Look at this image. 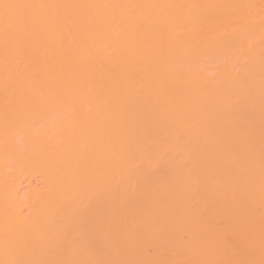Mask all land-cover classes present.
<instances>
[{
    "label": "bare ground",
    "instance_id": "6f19581e",
    "mask_svg": "<svg viewBox=\"0 0 264 264\" xmlns=\"http://www.w3.org/2000/svg\"><path fill=\"white\" fill-rule=\"evenodd\" d=\"M244 195L264 0H0V264H264Z\"/></svg>",
    "mask_w": 264,
    "mask_h": 264
},
{
    "label": "rangeland",
    "instance_id": "374dc122",
    "mask_svg": "<svg viewBox=\"0 0 264 264\" xmlns=\"http://www.w3.org/2000/svg\"><path fill=\"white\" fill-rule=\"evenodd\" d=\"M254 184H255V183H254ZM255 185H256V184H255ZM257 197H258V196H257ZM257 197H256V198H252L250 195L237 196V197L235 198V200H234V203L237 204V206L243 207V208H245V209H247L248 207H250V206H252V205H253V206H254V205L256 206V205L258 204V205L256 206V207L258 208V207L264 205V204H263V203H264V200H262V202H261V199L259 200V198H257ZM260 197H261V196H260ZM263 198H264V197H263ZM232 202H233V201H232ZM253 206H252V207H253ZM237 208H239V207H237ZM258 209H260V208H258ZM248 211H249V210H245V211H241V212H240V211H236V212L232 215V219H231V220H233V221H234V224L237 225V226H240V225H242V224H247V223L251 222L253 219L255 220L254 217L256 216V214H255V216H254V214H253V216H252V213H250V212H248ZM218 212H219V211H218ZM218 212L216 211V213L218 214V216H217V214H215L214 216H212V214H213L214 212L211 213V216H212L211 218H212V219H214V218L216 217L217 219L215 218L214 220H217V221L220 220L218 224H221V222H224V220H225V222H226V220H229V219H230V218L228 217V215L226 216V214H227L228 212L226 213V212L224 211L226 214H222V212H221V214H219L220 212H219V213H218ZM204 214H205V213H204ZM207 214H210V213H207ZM205 215H206V214H205ZM205 215H203V217H204ZM201 216H202V215H201ZM206 216H207V215H206ZM261 216H262V215H261ZM189 217H190V216H189ZM227 217H228V218H227ZM257 217H258V215H257ZM199 218H200V220L203 219V218L200 217V216H199ZM201 218H202V219H201ZM207 218H208V221H209V217H206V220H207ZM211 218H210V219H211ZM223 218H224V219H223ZM222 219H223V220H222ZM203 220H204V219H203ZM203 220H202V222H204ZM260 220H261V217H260ZM263 220H264V219H263ZM263 220H262V221H263ZM210 221H211V220H210ZM256 221H257V220H256ZM215 222H216V221H215ZM253 222H255V221H253ZM253 222H252V223H253ZM258 223H259V222H258ZM263 223H264V222H263ZM222 224H223V223H222ZM260 225H261V224H260ZM260 225H258V227H259ZM190 226H192V225H190ZM190 226H189V227H190ZM185 227H186V226H185ZM190 228H192V227H190ZM193 228H194V227H193ZM174 230H175V229H173V231H174ZM179 230H180V229H179ZM179 230H178V231H179ZM181 230H182V228H181ZM181 230H180V231H181ZM195 230H196V228H194V231H193V230H186V232L183 231V230H182L183 232H176V231H177V230H176V231H174V233L177 235V238H178L179 235H181L184 239H186V238L188 237L187 235L192 234V235H190V236H194V235L197 236V235L200 233V232L197 231V230H196L197 232H195ZM199 230H200V228H199ZM202 230H204V229H202ZM173 231H172V232H173ZM213 232H214V231H213ZM228 232H229V231H228ZM178 233H180V234H178ZM202 233H203V232H202ZM202 233H200V234L202 235ZM205 233H207V235L212 234L211 232H206V230H205ZM220 233H221V232H220ZM220 233H219V234H220ZM229 233H230V232H229ZM233 233H234V231H233ZM235 233H237L238 235H240V236L242 237V238H241V241H240V242H241L240 245H241V247H242V246L245 247L246 244H243L242 241H246V238L248 237V234H247V233H244L243 231H237V232H235ZM175 234H173V235H175ZM214 234H215V233H214ZM219 234H218V232H217L216 235H219ZM227 234H228V233H227ZM170 235H172V234H170ZM201 235H200V236H201ZM205 235H206V234H205ZM190 236H189V237H190ZM220 236L222 237L221 234H220ZM220 236H218V237H220ZM224 236H226V235L224 234ZM173 237H174V236H173ZM185 237H186V238H185ZM194 237H195V236H194ZM198 237H199V235H198ZM206 237H209V238H210V236H206ZM226 237L228 238V236H226ZM226 237H223V238L225 239ZM212 238H213V237H212ZM165 245H166V244H165ZM169 246H170V245H169ZM176 246H177V245H176ZM155 247H156V246H155ZM159 247H160V246H159ZM159 247H156L155 249H158V250L162 251L161 249L163 248V246L161 245V247H162L161 249H160ZM167 247H168V245H167ZM173 247H174V246H173ZM152 248L154 249V247H152ZM180 248H182V247H180ZM183 248H184V247H183ZM142 249H143V248H142ZM153 249H148V251H152ZM155 249H154V250H155ZM170 249H171V246H170ZM170 249H168V251H169ZM186 249H187V248H186ZM158 250H157V251H158ZM163 250H164V249H163ZM181 250H182V249H181ZM184 250H185V249H184ZM184 250H183V251H184ZM188 250H189V249H188ZM188 250H187V251H188ZM237 250H240V247H238ZM160 251H159V252H160ZM165 251H166V250H165ZM172 251L177 253L178 249L173 248ZM183 251H182V252H183ZM189 251H190V250H189ZM154 252H155V251H154ZM162 252H163V251H162ZM166 252H167V251H166ZM170 252H171V250H170ZM170 252H169V253H170ZM182 252H180V253L182 254ZM193 252L196 254L197 251L195 252V249H193ZM176 253H172V252H171V254H173V255H175V256H176ZM197 253H198V252H197ZM163 254L165 255V252H163ZM166 254L169 255L168 253H166ZM171 254H170V255H171ZM177 254H178V253H177ZM162 263H163V262H162ZM165 263H166V262H165ZM169 263H170V264H172V263L174 264V262H172V263L169 262ZM147 264H150V263H147ZM159 264H160V263H159ZM166 264H167V263H166ZM177 264H178V263H177ZM179 264H181V263H179ZM183 264H184V263H183Z\"/></svg>",
    "mask_w": 264,
    "mask_h": 264
}]
</instances>
